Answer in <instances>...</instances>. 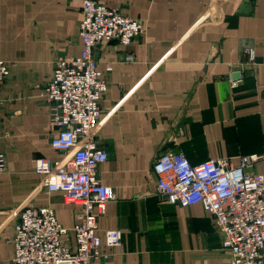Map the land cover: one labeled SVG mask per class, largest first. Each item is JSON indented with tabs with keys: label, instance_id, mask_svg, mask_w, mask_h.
<instances>
[{
	"label": "crops",
	"instance_id": "obj_1",
	"mask_svg": "<svg viewBox=\"0 0 264 264\" xmlns=\"http://www.w3.org/2000/svg\"><path fill=\"white\" fill-rule=\"evenodd\" d=\"M147 22L129 47L104 43L98 69L109 65L99 146L109 159L98 169L115 198L99 218V264H228L229 252L201 204L189 208L161 196L155 160L183 152L193 165L264 156V0H102ZM83 0H0V59L17 62L0 86V264H12L17 213L53 208L71 228L80 207L47 192L36 161H60L52 148L50 107L42 88L58 57H79ZM255 52L254 65L244 56ZM127 54L134 56L127 60ZM235 82L237 85L233 86ZM254 172L264 173V162ZM109 230L122 232L110 249Z\"/></svg>",
	"mask_w": 264,
	"mask_h": 264
},
{
	"label": "built area",
	"instance_id": "obj_2",
	"mask_svg": "<svg viewBox=\"0 0 264 264\" xmlns=\"http://www.w3.org/2000/svg\"><path fill=\"white\" fill-rule=\"evenodd\" d=\"M146 32V21L110 8L102 0H83L79 33L83 52L79 57L56 58L52 80L42 88L54 132L51 145L64 158L36 161V173L47 192L62 193L66 203L80 207V214L67 228L51 207L20 210L9 240L12 264H99L112 257L102 252L98 233L99 218L115 195L98 176L109 156L97 138L112 66L106 72L98 69V50L104 43L129 47ZM243 54L254 65V50L246 48ZM126 58L134 60L132 54ZM17 67V62L0 59V86ZM260 161L264 162V156L252 155L241 157L238 167L229 159L193 165L183 152L167 151L154 162L161 196L185 208L201 204L213 215L223 250L230 255L228 264H264V173L254 172ZM6 170V156L0 154V173ZM105 242L110 249L121 246L122 232L107 231Z\"/></svg>",
	"mask_w": 264,
	"mask_h": 264
}]
</instances>
